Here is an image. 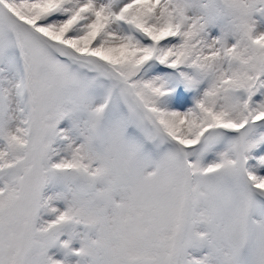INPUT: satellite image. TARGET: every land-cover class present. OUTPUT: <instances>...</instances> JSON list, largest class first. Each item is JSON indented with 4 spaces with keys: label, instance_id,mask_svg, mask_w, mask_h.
<instances>
[{
    "label": "snow or ice",
    "instance_id": "snow-or-ice-1",
    "mask_svg": "<svg viewBox=\"0 0 264 264\" xmlns=\"http://www.w3.org/2000/svg\"><path fill=\"white\" fill-rule=\"evenodd\" d=\"M0 264H264V0H0Z\"/></svg>",
    "mask_w": 264,
    "mask_h": 264
}]
</instances>
